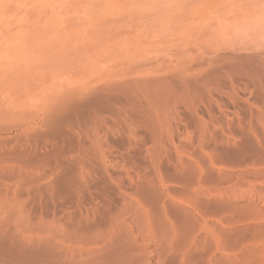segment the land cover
<instances>
[{"label":"rangeland","instance_id":"1","mask_svg":"<svg viewBox=\"0 0 264 264\" xmlns=\"http://www.w3.org/2000/svg\"><path fill=\"white\" fill-rule=\"evenodd\" d=\"M0 97V264L264 231V0H0Z\"/></svg>","mask_w":264,"mask_h":264},{"label":"bare ground","instance_id":"2","mask_svg":"<svg viewBox=\"0 0 264 264\" xmlns=\"http://www.w3.org/2000/svg\"><path fill=\"white\" fill-rule=\"evenodd\" d=\"M9 101H10V99H9ZM225 140H227V139H225ZM259 145H261V144H259ZM245 152H247V151H245ZM239 154H242V153H239ZM246 154L247 153H244L245 156H246ZM247 155H249V154H247ZM236 156L238 157V155H236ZM241 156L242 155H239V157H241ZM234 160H235V158H234ZM238 160H239V158H238ZM217 173L219 175V172H217ZM224 176L226 177V175H224ZM209 205H208V202H206V201H203V203H199V207H201V210H203V212L205 210L206 211L209 210V209H206ZM178 207H180L179 211H178L179 213L177 211H175L176 213H178V214H176V213L175 214L176 215L181 214L180 216H182L181 218L183 219V221L185 219L184 223L187 227L183 231H181V230L175 231L173 229V231L170 234V237L174 243L169 242V240L166 239L170 243L169 245L172 244L171 246H169L167 251L170 255H177V260L179 262L178 264H196V262H198L199 264H257V263L261 264L260 263L261 260L263 262V257H264L263 256L264 255V244H263L264 243V233H262L263 230L260 231L261 234H259V231L257 232L258 229L256 231L252 230L253 233L251 232L249 234V239L246 241H242V242H241V240L244 238L243 237L244 234L238 233V231H235V230L224 231V232H220V233L206 232L204 234H200L199 232H196V231H193L192 229H190V226H192L191 224L193 223V222H190L191 219H192V221H193V219L195 220L194 215L192 214V210H191L193 207L189 208V207H187V205H184V207L178 205ZM195 207H196L195 208V211H196L197 207H198L197 203H196ZM211 207L212 206H210V208ZM162 210L164 211L163 208H162ZM208 212H210V211H208ZM165 221H166L165 224L167 226V224H168L167 220H165ZM170 221H172V220H170ZM165 224H164V226H165ZM168 225L171 227L170 222ZM169 228H168V230H169ZM164 232H165V230H164ZM223 239L230 241V243H232V244L231 245L218 244ZM173 244H175V245H173ZM0 245H2V243Z\"/></svg>","mask_w":264,"mask_h":264}]
</instances>
